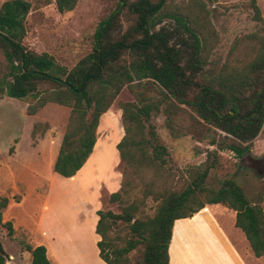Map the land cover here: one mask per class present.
I'll return each mask as SVG.
<instances>
[{
	"label": "trees",
	"instance_id": "obj_1",
	"mask_svg": "<svg viewBox=\"0 0 264 264\" xmlns=\"http://www.w3.org/2000/svg\"><path fill=\"white\" fill-rule=\"evenodd\" d=\"M65 0H56L58 13ZM113 7L96 23L90 51L70 69L57 65L51 56L37 54L22 44L30 5L24 0L0 5V99L27 101L25 115H34L46 104L68 109V116L52 172L72 177L84 164L95 143L96 128L117 94L128 90L132 100L119 104L123 136L115 145L121 163V179L108 202L119 213L96 211L98 256L105 264H130L126 257L139 249L138 264H168L167 246L172 223L189 218L205 205H221L234 212L233 226L246 240L254 258H264L263 195L248 200L240 187L223 180L216 189L204 185L207 171L188 175L189 182L174 190L164 167L163 146L145 136L151 97L163 104L169 126L172 115L185 107L203 133L217 132L230 143L236 156L249 151L264 123V21L254 0L248 6L258 26L234 38L226 58L211 74L204 72L210 53L218 44L208 11L200 0H113ZM132 22L123 30L122 15ZM171 22L164 26L163 22ZM50 88L38 90L37 85ZM135 88V89H134ZM39 124H33L31 137ZM46 128V125L44 124ZM139 183L140 197L132 194L130 178ZM152 212L143 215L146 203ZM7 198L0 197V227L10 236L9 222H1ZM125 229L122 237L110 238L115 223ZM122 243L119 246L117 243ZM118 245V246H117ZM29 264H49L42 246L25 245ZM0 264L7 255L0 244Z\"/></svg>",
	"mask_w": 264,
	"mask_h": 264
},
{
	"label": "rangeland",
	"instance_id": "obj_2",
	"mask_svg": "<svg viewBox=\"0 0 264 264\" xmlns=\"http://www.w3.org/2000/svg\"><path fill=\"white\" fill-rule=\"evenodd\" d=\"M4 1L0 0V5ZM30 5L25 18L26 33L22 40L23 46L37 53H45L52 57L53 61L66 69H70L81 57L87 54L91 48V36L96 23L103 15L113 7V0H65L64 8L58 13L55 7L56 0H24ZM188 0H174L176 2ZM208 11L209 21L217 33L218 44L210 53L204 72L211 74L224 62L226 58L233 59L237 54L229 53V47L234 38L253 32L258 24L252 19V11L248 6L250 0H200ZM259 10L260 17L264 21V0H254ZM124 30L132 19L124 14L119 20ZM171 22L164 21V26ZM50 88L48 84L37 85L38 90ZM135 89V88H134ZM132 100L131 93L123 89L112 101L108 110L98 119L96 131L95 151L101 146V142L108 137L110 142H117L123 136L120 124L119 104ZM29 100L17 101L7 97L0 99V197L10 200V205L18 203L22 196L26 195L25 181L31 180L29 171L25 165L26 156L32 160L31 164L39 165L40 160L33 152L27 149L31 119L25 115L26 103ZM151 110L146 121L145 136L154 144L163 146L167 156L164 157L167 172L171 174L169 182L174 190H181L188 184V175L193 172L207 171L204 185L216 189L223 180H231L242 190L248 200H253L255 195L261 193L263 201L261 207L264 210V123L259 135L253 141L249 151L241 156H236L226 148L229 139L222 134L209 132L207 134L199 130L192 120V112L182 107L176 111L169 122L165 124L162 107L163 104L157 96L151 97ZM68 109L55 104L45 105L35 115V137L48 144L49 148L55 147L59 134L63 132ZM34 123L31 124V126ZM46 125V128L44 127ZM31 134V133H30ZM17 137H21L20 146L14 154L13 143ZM45 148V144L39 146ZM115 161L114 153L108 149L103 159L93 157L81 170L85 171L90 165L99 163L105 167ZM98 165V164H97ZM40 166V165H39ZM42 177L47 178L44 164H42ZM82 172V171H81ZM121 163L116 161L112 166L102 171L95 172L92 188L96 189L95 205L101 212L109 211L119 213V205L109 203L108 196L112 190L110 184H118L121 179ZM132 194L129 200H138L140 197V185L135 177L130 178ZM41 193L39 187L34 194ZM33 194V193H32ZM23 223L30 224L35 220L40 211V203H31L27 198L22 207L14 209ZM152 212V203L148 201L142 211L143 215ZM5 213V209L1 214ZM227 222L230 212L223 210ZM32 218V219H31ZM9 222V221H4ZM11 224V223H10ZM125 229L119 222L115 223L110 238L122 237ZM221 242L210 217L206 213L195 215L190 220L177 221L172 228V238L169 246V254L172 264H180L182 253L187 254L199 245L216 247ZM0 244L7 255V263L12 260L9 256L16 257L25 246V236L21 231L10 236L7 230L0 227ZM119 246L122 243H117ZM117 245V246H118ZM139 249L130 251L127 258L130 264H138ZM257 264H264V258Z\"/></svg>",
	"mask_w": 264,
	"mask_h": 264
},
{
	"label": "crops",
	"instance_id": "obj_3",
	"mask_svg": "<svg viewBox=\"0 0 264 264\" xmlns=\"http://www.w3.org/2000/svg\"><path fill=\"white\" fill-rule=\"evenodd\" d=\"M34 115H26L31 119V124L37 123V120H34ZM31 124L30 128H32ZM97 129L98 124L96 131ZM30 133L29 131L27 149L38 157L40 166L32 165V160L29 156H26L25 165L31 179L29 181L24 180L26 195L22 196L15 205H10V200L7 199L5 213L1 214V222L9 221L14 235L21 231L25 236V245L32 248L36 246L44 247L45 257L49 264H105L99 258V251L96 246L99 236L95 234L94 230L98 219L95 212L98 211V208L95 205L96 189H93L91 184L95 172L102 171L119 161L115 150L118 141L113 143L109 141L108 137H105L101 142V146L95 151L97 143L95 138L92 151L82 167L72 177L62 178L51 170L62 133L59 134L53 149L47 146L45 140L41 141L35 138L32 141ZM15 140L13 151L16 155L21 137H17ZM42 144L46 146L43 149L39 147ZM108 149L114 153L115 161L113 163L105 167H100L99 163H94L90 165L89 169L81 170L93 157L103 159ZM42 164L48 171V173L46 172L47 178L42 177L39 171L43 170ZM37 187H39L41 193L34 194ZM109 187L112 189L110 193H114L118 190L119 185L112 183ZM27 198H30L31 203H34V205L36 202L40 203L39 214L35 220L31 218L30 224L23 223L14 211V209L21 208ZM223 210L230 212L229 222H227ZM200 213L208 214L221 242L216 247L199 245L189 254L186 251L183 252L180 264H257L262 259V257H253L242 233L233 226L234 212L221 205H205L191 217L173 221L167 246L168 264H172L169 246L174 223L188 221ZM9 257L12 260L7 264L30 263V255L24 250L20 251L16 257Z\"/></svg>",
	"mask_w": 264,
	"mask_h": 264
}]
</instances>
